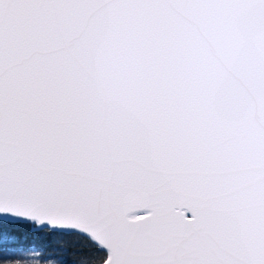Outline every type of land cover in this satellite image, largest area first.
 Masks as SVG:
<instances>
[{"label":"snow or ice","instance_id":"obj_1","mask_svg":"<svg viewBox=\"0 0 264 264\" xmlns=\"http://www.w3.org/2000/svg\"><path fill=\"white\" fill-rule=\"evenodd\" d=\"M0 264H264V0H0Z\"/></svg>","mask_w":264,"mask_h":264}]
</instances>
